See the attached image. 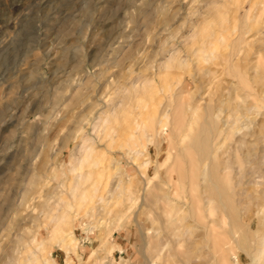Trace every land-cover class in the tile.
<instances>
[{
  "label": "rangeland",
  "instance_id": "obj_1",
  "mask_svg": "<svg viewBox=\"0 0 264 264\" xmlns=\"http://www.w3.org/2000/svg\"><path fill=\"white\" fill-rule=\"evenodd\" d=\"M215 10L230 19L231 31L215 28L225 38L213 52L218 60L199 62L196 50L201 45L193 36ZM245 17L250 20L246 25L253 29L243 41L240 34L246 31L242 25ZM253 17L262 19L263 25L255 27ZM172 55L187 65L185 73L162 69ZM259 55L264 63V0H239L238 4L232 0H0V264H13L8 256L21 264L29 256L43 254L54 264H95L97 256L87 259L92 252H98L102 264H215L210 245L198 241L202 233L189 228L192 221L182 220L185 214L177 213L185 206L183 201H175L174 208L179 209L172 208V215L163 201L170 185L168 175L158 170L166 155L157 153V142L166 145V136L155 134L150 139L149 131L139 139L141 150L136 145L131 148L134 151L127 147L133 123L142 117L139 114L158 117L169 100L158 92L165 76L173 80L175 92L185 87V104L193 97L201 109L217 107L221 96L223 102L230 95L239 96L227 105L238 118L251 107L236 124L240 131L234 140H243L239 151L246 154L249 148L250 155L234 183L238 186L235 192L239 189L235 201L241 210L238 230L245 232L243 243L252 257L254 242L264 236V110L254 107L264 104V83L253 81ZM227 61L247 71L249 89H244L237 76L227 75ZM142 87L152 89L155 98L146 109L138 108ZM248 92L253 93L252 98ZM89 149L101 157L102 166L71 171ZM88 171L92 178L82 181L80 175L86 176ZM33 173L40 177V184L29 194L23 210H18ZM97 173H103L102 177H96ZM154 188V195L162 196H157L160 202L153 195ZM122 189L127 194H121ZM82 195L88 199L79 201ZM44 202L45 209H33ZM72 204L75 207L70 209ZM260 207L262 213L255 217ZM65 215L72 222L75 248L49 240L57 218ZM109 229L111 234L102 244ZM236 252L242 264H254L242 251Z\"/></svg>",
  "mask_w": 264,
  "mask_h": 264
},
{
  "label": "bare ground",
  "instance_id": "obj_2",
  "mask_svg": "<svg viewBox=\"0 0 264 264\" xmlns=\"http://www.w3.org/2000/svg\"><path fill=\"white\" fill-rule=\"evenodd\" d=\"M232 1H233V4L239 3V0H232ZM258 4L263 5L261 2ZM210 14H211L210 20L198 25L197 31H195V34L193 36L196 39L195 40L193 38L194 41L197 42L196 44L201 45L200 46L201 48L200 49L198 48L196 50V52L198 54H200V55H196V60H198L199 62L200 61L209 62V61H213V59H214V61L218 60V58L216 56H214L215 54H213V52H215L217 46H219L220 43H223L225 41V38L222 36L223 33L219 34V32H216L215 28H218V31H224V32H228V33L231 31L230 26H229L231 24L230 19H228L226 16L218 13L216 10H215L214 14H212V13H210ZM255 15H257V14L255 13ZM258 17L261 18V16H258ZM256 19L254 20V17H253V20H254L253 25L255 27L256 26H262L263 25L262 19L260 21H258V19L257 20ZM248 20H249V17H245L244 22L247 21L249 23L250 20L249 21ZM251 23H252V20H251ZM242 25L244 27H246V31L242 30V33L240 34L241 35L240 40H243L244 36L251 29H253V28L248 27L246 25V22ZM233 30H235V26H233ZM258 32L259 31H257V33ZM245 42H246V40H245ZM256 57H258V56H256ZM232 59H231V61H232ZM261 60H263V58L259 55V57L256 58L257 65L254 67L255 75L253 76V81L255 83H257V82H263L264 83V63L263 62L261 63ZM227 63H228L227 75L231 76L232 78H235L237 76L238 80L244 86V89L245 88L249 89L247 79L250 75L246 79V76L248 75L247 71H243V72H242V70L240 71V69H238V67H237V64H233L230 61H227ZM185 68H187V65L180 63L178 61V57L175 55H172L167 61H165L162 64V69H165V70L177 69V70H183L182 72H184ZM207 74L209 75L210 72L207 71ZM214 74L215 73H213V75ZM163 80H164V82H162L161 88L158 89V92L159 93L161 92L163 97H167V95H168L169 100L168 101L166 100L167 103H165V105L162 103L163 106H162V109L159 111V115H157L158 117H156L155 115L152 116L150 113H146L143 115L139 114V116H142V117H140L141 119H139L138 121L136 120L137 122L135 124L133 123L134 128L132 127L134 133L136 130L139 133H138V135L135 133L136 134L135 135L132 131H130L128 138H127L128 140L126 139L127 140V147L130 148L131 151H134V149H136V146H137V148H140V150H141L142 147H140V144H138V142H140L139 139H140V137L147 134V132H149V131L151 132L150 139L154 138L155 134H157L156 137H158V134H159V136H166L167 144L162 145L161 141H160V143L157 142L159 145L158 146L159 149H157V150H159V151L158 152L156 151V152L157 153L164 152L165 153L164 155H166L165 160L160 165L158 164V167H159L158 170L161 171V173H162L161 175L164 174L162 171L165 172L164 175H166V174L168 175L165 178L168 179V181H167V179H166V181L170 185V187H169L170 190H168L169 193H167V195L164 196L166 198L163 199V201L165 200V204L167 203V205L169 207V208H167V210L169 209L168 211H170V209H171V211L168 213H170V215H172L171 212L173 213L175 208L179 209V207L174 208V206H176L175 204L177 203V202L175 203V201H177V200L183 201L182 203H184L185 206H181V208L179 210H176L177 213H180L183 215L185 214L186 216L184 215V216H181L180 218L182 220L183 219H189V221L191 220L192 223H189V225H188L189 228L195 229V230L197 229L202 233V237H201L202 240L199 239L198 241H200V242L204 241V244L210 245L209 249L211 250L210 251L211 255L214 256L213 259H214L215 264H242L238 259L236 251H240V252L242 251L247 256V259L251 258V260L253 261L254 264H264V236L263 237L261 236L262 237V238L260 237L261 239L257 238V239H259V241L254 242L257 244L255 246L254 254L251 257L250 254L247 252L246 247H245L246 245L243 243V239H242V234L245 232L241 233L238 230L239 229L238 225L240 224V221H241V217L239 216V213L241 210L239 209V207L237 205L238 202L235 201V199L237 198L235 193L239 190L238 189L235 192L236 187H238L237 184L234 183L235 179L237 178L235 176L238 174L241 175L242 171H244V169L246 167L245 165L248 163L246 161V159L250 155V153H249L250 151L248 150L249 148L246 149V152H247L246 154L241 155V153L239 151L240 150L239 146L243 147V145H242L243 140H238V141L234 140V138H236L235 136H236L237 132L240 131L239 127L236 124H238V122L240 121V119L242 117L245 118L246 113H249L251 111V107L250 108L246 107L247 110L245 108L244 111L246 110L247 112L245 114L244 113L239 114L241 116L240 118H238V115H237V117L233 116V114H232L233 112L231 113V111H233V109L229 110L227 105L231 104L230 102H232L234 100L235 101L238 100L239 98L238 99H235V98H237L239 96L233 97L230 95V97H228V99L224 102L221 101V99H222V96H221L219 98V105L217 107H213L212 105L210 106V105L205 104L206 106L201 109V106H197L198 103L197 104L195 103L193 97H190V103L185 104V102L187 101L186 97H185V92H184L185 87L181 86L175 92V90H174L175 88H173V86H174L173 82H172L173 80L168 79L167 76H165V78H163ZM176 83L177 84L179 83V79L176 80ZM263 83H262V86H263ZM238 85H239V83H238ZM242 85L238 86V87H242ZM238 87L236 86V88L235 87L234 88L238 89ZM238 90H241V89L239 88ZM139 92L141 94L140 95L141 97H139V98H141V100L139 99L140 105H138V108L139 109H146L148 104H151L150 102L151 101L153 102V100L155 99L153 97V94L151 93L152 89L142 87V89ZM238 92L240 93V91H238ZM241 92H243V91H241ZM249 93L250 92H248V95H249L248 97L252 98L251 94H253V93H250V94ZM242 102H244V101H242ZM242 102H241V104H242ZM208 103L210 104V102H208ZM259 104L256 105V106L259 105L258 107H256V106H254V107L257 110L259 109L260 111L264 110V104L263 103H259ZM249 105L250 104H248L247 106L249 107ZM90 108H93V107L90 106ZM160 108H161V106H160ZM231 108H233V104L231 105L230 109ZM241 109H242V107H241ZM90 110H92V109H90ZM235 111L238 112V110H236V109H235ZM201 112H204V114H205L204 117H202V115H200ZM114 115H113V117H114ZM123 116L126 118L125 120H127V118L129 117L126 114ZM143 116H145V118ZM229 119H231V120H229ZM99 120L103 121V119L101 117L99 118ZM117 120H118V118H117ZM106 121H107V119H106ZM263 124L264 123H262V125ZM127 125H129V124H127ZM157 139L158 138H156V140ZM154 142H155V140H154ZM146 144L147 143H145V145ZM236 144H238V146ZM131 145H132V147H131ZM133 145H136V146L133 147ZM229 145H236V147L229 146ZM131 148H134V149L132 150ZM138 152L139 151H135V153H138ZM99 159H98V157L94 156L93 150L89 149L84 153L83 156H81L77 160V165H74L72 167L71 171H76V170L80 171V170H83L86 168L97 167V166H99V164L101 165L100 161H102V160L100 159V161H99ZM148 162H144L145 165ZM249 163H251V162H249ZM102 171H103V173L107 172V170H106V172H104V170H102ZM159 171H157V172L159 173ZM54 173H55V171H54ZM103 173L100 175H98V173H97L96 177L99 178L101 175H103ZM87 174H86V176H84V174L80 175V177H82V181H87V179L92 178L91 172L88 171ZM159 175H160V173H159ZM159 175H156V176H159ZM32 176L33 177L29 180V182L27 183V185L23 189L24 192L21 195V202L19 203V205H17L18 210H20V209L23 210L24 206L26 205V203L29 200V196H30L29 194H31V191H33L37 187V185L40 184V182H39L40 177L37 176V173L36 174L33 173ZM238 177H240V176H238ZM241 178H243V177H241ZM149 179H150V177H149ZM79 181L81 182V179ZM149 182L150 181L148 180L147 185L149 184ZM152 184H153V182H152ZM154 185H155V188L157 191L158 188L156 187V184H154ZM163 185H165V187H167L166 184L163 183ZM247 185H249V184H247ZM77 188H78V186H77ZM155 188L152 189L153 192L155 191ZM127 189H129V187ZM96 190H97V188H96ZM160 190H158V191H160ZM122 191L123 192H121V194L124 193L125 189L124 190L122 189ZM156 191L153 193V195L156 193ZM201 191H202V193H204V192L206 193V196H204V198L201 197ZM240 191H241V189H240ZM240 191H239V193H240ZM243 191H241V193ZM160 192H162V191H160ZM160 192H157V193H160ZM164 192L166 193L167 191L164 190ZM263 192L264 191H262V193ZM125 194H127V191H125ZM143 196H145V195H143ZM154 196H156V195H154ZM157 196H161V195L157 194ZM235 196H236V198H235ZM259 196H262V195H259ZM259 196H257V197L259 198ZM144 198H146V196ZM86 199H88V196L82 195V198H80L79 201L82 202ZM149 199H148V201H149ZM260 199L261 198H259V200ZM76 200H78V199H76ZM131 200H132V204H134L136 202V199H134V198ZM156 200H157V202H160L162 199L157 197ZM238 200H240V199L238 198ZM46 204L47 203L44 202V204L42 203V204L34 205L33 209H35L36 207H39V206L41 208L45 209L47 207ZM241 204H242V202H241ZM141 205H143V204H141ZM160 205L161 204H159V206ZM149 206H147V207H149ZM256 206H257V204H256ZM74 207H75V204H72L69 206L70 209H73ZM183 207H185V208H183ZM242 207H243V205H242ZM172 208H174V210H172ZM245 208H247V207L245 206L244 210H245ZM261 208H263V207H260V209ZM164 209L163 210L161 209V210L163 212H165L166 207ZM161 210H160V213H163V212H161ZM247 210H249V209H247ZM261 211H262V209L257 212L255 217H257V215L262 213ZM263 212H264V210H263ZM164 214H166V213H164ZM241 214H242V212H241ZM248 214L249 213H247L246 215H248ZM170 215L168 214L167 218H169ZM246 215L244 217H246ZM252 215H253V213H252ZM174 216H175V213H174ZM174 216H172V217H174ZM156 217L158 218V216H156ZM161 217H163V216H161ZM161 217H159V218H161ZM69 218L70 217L68 215L59 216L57 218V223L53 226L54 228L52 229V232L49 235L50 242L57 241L59 245L60 244L62 245V247L72 245L73 248H75L77 240L74 239V237H73L72 225H71L72 222L69 223ZM157 218H156V221H157ZM161 220H163V219L161 218ZM161 220L158 219V221H161ZM154 221H155V219H154ZM163 221L165 222V220H163ZM260 221H262V220H260ZM170 224H171V222H170ZM248 224H250V222H248ZM260 224H261V222H260ZM263 224H264V222H263ZM164 226H165V224H164ZM254 226H255V224L253 223L252 227H254ZM246 228H247V225H246ZM111 231L112 230L109 229L107 234H105L106 237H105V239L103 237L104 240H103L102 244H104L105 241L107 240V238L110 236ZM221 231H223V232L220 233ZM256 231L254 230L253 234H256L258 236ZM176 232H175V234H176ZM250 232H252V231H250ZM258 232H259V234L261 233V231H259V230H258ZM201 233H199V234H201ZM248 233H249V230H248ZM245 235H243V236H245ZM249 236H251V235H249ZM189 237H190V235H189ZM199 237L200 236H198V238ZM253 237H255V236L253 235ZM248 239H250V238H247L246 240H248ZM254 239L252 240V242L254 241ZM246 240H244V241H246ZM21 242H22V239L18 240L17 244H21ZM37 245L39 247V251H42L43 242L38 243ZM250 246H253V245H250ZM162 248L159 251H161ZM206 249L207 248H205L204 250H206ZM207 252H209V250ZM250 253H253V252H250ZM209 255H210V253H209ZM92 256H97L95 264H102L101 259L98 258V256H99L98 252H92L91 254L88 255L87 259H90ZM231 257L233 258L232 261H231ZM7 258L13 264L15 261L17 262V258L14 256H8ZM25 261L28 262L29 264H54L53 261L51 263L50 259H48L47 256L45 257L44 254L41 256L39 255V256H34V257L29 256V258L27 260L24 259L23 262H25ZM23 262L22 263L20 262V263L21 264L26 263V262L25 263H23ZM152 264H154V262Z\"/></svg>",
  "mask_w": 264,
  "mask_h": 264
}]
</instances>
